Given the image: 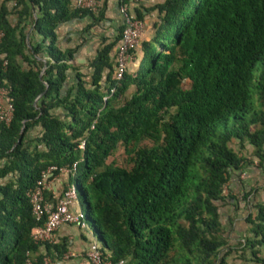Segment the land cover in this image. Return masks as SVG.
<instances>
[{
    "label": "trees",
    "instance_id": "1",
    "mask_svg": "<svg viewBox=\"0 0 264 264\" xmlns=\"http://www.w3.org/2000/svg\"><path fill=\"white\" fill-rule=\"evenodd\" d=\"M153 9L138 68L116 79L122 25L99 39L88 73L69 63L75 48L56 46L59 24L88 16L86 30L102 8L0 0V85L12 107L0 122V264L67 254L65 238H31L41 221L26 192L48 166L72 163L77 228L111 264H226L237 251L264 264V198L243 193L244 234L234 244L221 210L236 199L230 177L250 164L232 143L251 147L264 180V0H164L144 11ZM117 147L123 166L106 162ZM43 197L54 201L49 189Z\"/></svg>",
    "mask_w": 264,
    "mask_h": 264
},
{
    "label": "crops",
    "instance_id": "2",
    "mask_svg": "<svg viewBox=\"0 0 264 264\" xmlns=\"http://www.w3.org/2000/svg\"><path fill=\"white\" fill-rule=\"evenodd\" d=\"M163 1L164 0H127L129 10L132 11L133 6H136L142 13L138 46L132 52V55L127 61V71H135L138 68L141 56L140 43L151 38L154 25L158 21L159 15L156 9L148 12H145L144 9L151 8ZM100 2L103 17L92 27L85 30V26L91 22V18L84 16L81 18H73L67 22L61 23L55 29L56 46L61 50L75 48L72 53V59L69 63L78 67L79 71L82 73H88L89 68L87 62L95 54V50L99 46V39L101 37H107L108 39L112 38L116 33V29L121 25V17L117 11V0H101ZM113 50L114 46L112 52ZM69 74L71 75L70 72ZM68 84L69 80L67 82V85ZM34 131H37V129L35 128ZM257 175L260 178L259 173ZM235 176L230 177V179ZM64 180L66 181V177L62 174L57 175L54 179L50 180L48 188L53 195L59 194V191L64 187ZM231 202L232 201H229L228 204H231ZM72 205L75 207L74 210L78 209L76 202H73ZM223 212L222 224L223 220H226V224L224 223L223 227L225 228L230 243L232 244L236 242V240H239L244 234L245 224L238 221L240 218L238 214L240 212L239 207L235 211L234 207L230 206L229 209H226ZM74 228L78 229L74 225H62L54 232L53 241L55 242L57 239L65 238L69 244V251L62 260L56 261L55 263L51 262L50 264H71L78 262L79 251H83L84 253L90 240V236L87 232L82 234L79 229V231L76 232L73 230ZM68 257H70V260H67Z\"/></svg>",
    "mask_w": 264,
    "mask_h": 264
},
{
    "label": "built area",
    "instance_id": "3",
    "mask_svg": "<svg viewBox=\"0 0 264 264\" xmlns=\"http://www.w3.org/2000/svg\"><path fill=\"white\" fill-rule=\"evenodd\" d=\"M100 1L72 0V6L95 12L101 6ZM117 11L121 17L122 29L114 53V78L119 79L132 52L138 46L141 25L132 11L129 10L127 1L117 0ZM1 35L2 33L0 32V37ZM110 92H112V89ZM11 111L12 107L8 97V89L0 85V122L7 123L11 117ZM82 144L81 142L79 145L80 148ZM74 170L75 163H72L70 166H48L45 170L41 171L35 186L26 192L31 206V213L35 221H41L40 225L36 226L31 232V238L35 242H53L54 232L62 225L84 227L82 212L71 209L72 203L75 201V191L72 184L65 181L64 188L62 187L59 194L53 195L54 201L52 203L46 201L43 197V191L49 189L50 180L54 179L57 175L62 174L67 176L68 174H73ZM54 171L56 174L52 175ZM49 176L51 177L49 178ZM84 255L88 264H111L102 255L94 242L88 244ZM48 262L49 260L47 258L43 259L44 264ZM27 264L31 263L28 262ZM113 264H122V261Z\"/></svg>",
    "mask_w": 264,
    "mask_h": 264
},
{
    "label": "rangeland",
    "instance_id": "4",
    "mask_svg": "<svg viewBox=\"0 0 264 264\" xmlns=\"http://www.w3.org/2000/svg\"><path fill=\"white\" fill-rule=\"evenodd\" d=\"M183 85L185 86V84ZM231 147L237 152L241 153L244 157H246L250 161V164L248 165V167H244L241 172L236 173V176L227 182L229 185L228 187L232 191V196H234L236 199L231 200L232 201L231 204H227L223 206L221 210L225 211L226 209H229L230 206L239 207L240 212L238 214L240 218L238 219V221L240 223H244L243 218L246 215L247 209L245 207L246 201L245 202L242 201V195L245 191L251 188L253 190L248 196L249 202H253L254 199H258V200L263 199L264 192L261 191L259 188L261 187L262 184H264V180L262 179V177L260 180L259 176L257 175L259 173V168L257 166V159L252 155L251 147L245 144V147L239 150L235 143H232ZM106 162H111L113 164L121 165V166L125 165L124 154L122 152L121 147H117L116 150L113 152V154L107 158ZM64 183H66L65 180ZM224 193H227V190L225 188H224ZM247 204L249 205V203ZM224 223L226 224V220H223V224ZM73 230H75L76 232L79 231L76 228H74ZM80 232H82V234L86 233L85 230H80ZM79 252L80 253H79L78 262L71 264H81V263L88 264L83 251H79ZM261 252L262 255L264 256V249H262ZM250 258L251 256L248 252L241 255V252L237 251L236 253L230 254L228 257H226V264H259L250 261ZM67 260H70V257H68ZM50 263L51 262L49 261L47 264Z\"/></svg>",
    "mask_w": 264,
    "mask_h": 264
}]
</instances>
